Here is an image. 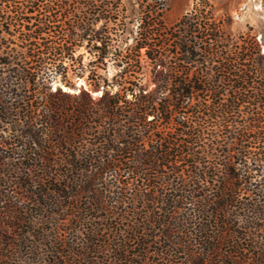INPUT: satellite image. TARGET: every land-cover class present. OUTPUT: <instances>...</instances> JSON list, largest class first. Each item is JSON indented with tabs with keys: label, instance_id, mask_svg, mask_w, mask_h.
<instances>
[{
	"label": "trees",
	"instance_id": "1",
	"mask_svg": "<svg viewBox=\"0 0 264 264\" xmlns=\"http://www.w3.org/2000/svg\"><path fill=\"white\" fill-rule=\"evenodd\" d=\"M145 2L122 49L105 8L63 31L61 4L0 0V264H264V50ZM72 37L114 60L96 98L54 88ZM145 60L165 65L152 91Z\"/></svg>",
	"mask_w": 264,
	"mask_h": 264
},
{
	"label": "rangeland",
	"instance_id": "2",
	"mask_svg": "<svg viewBox=\"0 0 264 264\" xmlns=\"http://www.w3.org/2000/svg\"><path fill=\"white\" fill-rule=\"evenodd\" d=\"M87 1H92L94 7L87 8ZM44 5L61 4L62 8L57 10L58 22L57 30H63L68 25L80 26L81 19L88 16V12H100L107 9L104 14L108 18H101L96 22L95 28L105 29L111 32L112 44L122 46L132 43L138 26L141 22L140 10L146 5L145 0H40ZM96 7V9H95ZM202 9L207 13L211 20H214L220 27L221 32L227 39L229 47L241 38L256 37L264 50V0H167L166 10L163 14V22L166 26H172L186 13L192 9ZM198 19V15H194ZM122 18V31L117 30L118 20ZM115 20L117 22L115 23ZM81 33V27L76 29V34ZM53 40L64 43L66 35L60 38L50 33ZM65 34V33H64ZM73 44V54L77 59L75 64L69 61V76L73 86H66L61 82L54 84V88L60 85L63 90L77 93L81 88H87L93 97L101 94L100 90L92 89L87 84V79L91 77V70L101 74L108 79L112 78L117 72L114 67V60L108 58L105 65L100 63L90 51L91 44L87 40H78L72 37L69 39ZM99 66V67H98ZM84 67V68H83ZM82 70V71H81ZM165 71V65L156 61L145 60L143 63V84L147 91L156 88V75ZM75 72V73H74ZM82 72V75H76Z\"/></svg>",
	"mask_w": 264,
	"mask_h": 264
}]
</instances>
